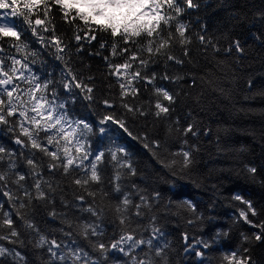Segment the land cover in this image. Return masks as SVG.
I'll return each instance as SVG.
<instances>
[{"label":"snow or ice","instance_id":"snow-or-ice-1","mask_svg":"<svg viewBox=\"0 0 264 264\" xmlns=\"http://www.w3.org/2000/svg\"><path fill=\"white\" fill-rule=\"evenodd\" d=\"M210 2L211 0H0V134L6 129L7 133L11 134V142L17 146L7 148L0 144V193L2 197L7 198L8 204V210H5L4 202H0V242L6 241L8 245L13 246L7 247L0 243V264H36V261L30 262L17 250L18 246H26L18 223L29 230V235L35 233L37 238L29 240L28 243L33 249L39 250L36 255L40 264H97L89 251L81 245L78 237L86 241L92 251L99 253L105 261L110 253H117L115 264H172L169 244L160 242L165 232L155 226V217H152L151 235L147 239L143 238V234L137 235L139 220L145 215L141 209H150V200L140 194L134 182L131 183L133 192L122 188L119 183L120 171H117L113 178L115 181L113 191L119 194L116 197L118 203L114 209H109L115 213L120 235L118 238L113 236L110 243L93 239L105 235L101 228L105 208L95 202L97 194L90 190L93 184L101 183L99 164L104 161L105 152L93 150L91 146L89 137L96 125L85 118L73 117L69 105L78 103L81 98L91 105L95 100L92 95L94 88L82 78H78L70 66V61L64 60L68 46L55 34L52 12L55 6L62 13L63 20L76 27L77 42L81 40L79 32L82 30L80 25L76 24L77 20L89 30L85 35L95 31L110 34L113 38L110 55L126 57L123 63L116 64L111 62L109 56L103 57L112 70L110 75L124 77L122 81H118L121 106L133 115L141 117L148 115L143 108L124 102V97L129 94L133 96L138 94L139 89L134 87V82L143 80L153 86L157 97H162L168 102L164 105L160 99L155 101L154 115L160 118L175 111L171 106L177 102L181 92L173 93L163 86H156L154 81L157 74L153 72L151 76H147L139 69H146L151 64L158 63V58L165 60L166 68L169 67L167 62L183 66L185 61L174 55L172 49L178 44L183 50L184 57H188L187 45L191 43V37L188 35L189 25L181 22L179 18L187 9H200L201 3L207 8ZM40 12L43 13V18L37 14ZM231 19L235 20L236 15L233 14ZM258 19L264 23V12L258 13ZM206 29L207 25L202 24L201 32L198 34L200 43L205 48L211 46L214 52H219L218 44L204 34ZM29 31L41 49L54 48L55 59L63 62L59 82L52 79L54 76L52 72L40 74L33 70L32 66L37 62L36 58L40 52L30 49L29 42L24 39ZM49 31L52 35L50 39H46L43 33ZM253 35L257 41L262 40L260 35L255 33ZM4 38H9L8 49L3 47ZM90 38L96 39V36L92 34ZM108 47L107 42L100 43V49ZM12 49L14 53L5 55ZM233 49L242 55L245 52L239 39H232L224 51L230 54ZM81 50L80 47L76 49L77 53ZM95 55L101 53L98 51ZM134 64L139 65L137 70L129 71ZM189 77L191 83L188 87H192L195 84V76L189 74ZM92 79L88 77L89 81ZM160 79L179 84L185 80V76L179 73L170 76L166 71ZM58 83L62 85L65 98L56 90ZM246 84L247 89L251 91L254 80L250 78ZM257 95L264 96V90L257 92ZM102 103L106 110L114 107L108 99H104ZM109 124L132 136L125 121L117 119L114 113L108 111L98 120L100 136L109 130L107 127ZM174 124L175 131L185 137L188 134L193 137L199 135V129L193 123L183 127L177 117ZM172 131L173 127L169 126V134ZM209 132L210 129H205L204 135H208ZM132 138L138 139L135 136ZM187 144V139H184L180 151L169 153L172 157H182L179 162L176 159L171 161L161 159L157 150L164 145L159 140L146 142L144 147L173 175H183L194 163L192 152L197 150L195 145L191 150H185L183 146ZM108 152L118 169L127 170V174L132 177L137 175L130 160L124 158L127 156L125 148L117 146L115 150L109 149ZM177 163L179 172L176 168ZM22 164L27 171L22 170ZM245 168L253 177L258 173L255 166L245 165ZM45 169L49 177H55L57 174L65 178L71 177L69 186L74 185L79 189L75 192L73 201L70 202L66 198L65 189L59 182L45 178ZM260 183L264 184V177H261ZM134 194L139 195V203H134ZM102 195L107 197L108 193ZM57 197L65 209L89 213L98 222L74 224L69 218V211L56 210ZM88 197L92 198L91 202H88ZM159 197V192H153L152 199ZM233 199L246 205V208L239 211L238 219L260 229L251 237L242 234L244 241L253 238L255 241L264 240V221L257 224L249 218V213L256 217L260 215V211L240 194H235ZM184 204L192 213L196 212V206L191 201L186 200ZM41 208L51 220L60 221L61 226L55 229L61 234L59 239L55 235L49 238L42 233L31 218V214ZM194 222L193 219L187 221L189 225ZM134 223L137 225L135 228L132 227ZM183 239L184 253L194 252L197 258L203 259L204 251L198 250L196 246L208 249L210 245L203 240H197L195 245L188 244L187 233L183 234ZM248 252V248L243 249V253ZM223 260L227 261V264H255L250 255H244L238 250L224 255Z\"/></svg>","mask_w":264,"mask_h":264},{"label":"trees","instance_id":"trees-1","mask_svg":"<svg viewBox=\"0 0 264 264\" xmlns=\"http://www.w3.org/2000/svg\"><path fill=\"white\" fill-rule=\"evenodd\" d=\"M260 12H264V0H211L207 8L201 3L200 9H187L180 16V21L189 25L188 35L191 37V43L187 45L189 56L184 57L183 50L178 44L172 51L174 55L185 61L183 66L167 62L169 67L166 68L165 60L158 58V63L151 64L146 69H139L147 76L155 72L156 86H163L173 93L181 92L177 102L171 106L175 111L169 116L162 115L157 118L154 115L155 101L160 99L164 105L168 102L162 97H157L153 86L146 81L134 82V87L139 89V92L135 96L129 94L124 97V102L143 108L148 115L143 117L133 115L121 106L118 81H122L124 77L110 75L112 70L103 57L109 56L113 64L123 63L126 57L110 55L113 42L111 35L100 31L85 35L89 30L77 20L76 24L82 28L79 32L81 40L77 42L76 27L66 23L59 9L53 7L55 34L68 46L64 60L70 61V66L78 78H82L94 88L92 95L95 100L91 105L82 98L78 103L69 105L73 117L85 118L96 125L89 140L93 150L99 149L105 152L104 161L99 164L101 183L93 184L90 189L97 194L95 202L105 208L101 224L105 235L93 239L110 243L113 236L118 238L120 235V226L115 213L109 210L114 209L118 203L116 197L119 194L113 191L115 186L113 178L116 172L120 171L119 183L122 188L133 192L131 183L134 182L140 194L150 200L151 208L141 209L145 215L139 220L137 235L143 234V238L147 239L151 235L152 217H155V226L165 232L160 242L169 244L172 264H227L223 256L236 250L244 255H250L255 264H264V240L255 241L253 238L244 241L242 236L244 234L251 237L260 229L253 228L238 219L239 211L246 208V205L233 199L235 194H240L245 200H250L260 211V215L252 217L249 213V218L257 224L264 221V184L260 183L261 177H264V96L257 95V92L264 90V23L258 19ZM37 14L43 18L42 12ZM233 14L236 15L235 20L231 19ZM202 24L207 25L204 34L218 44L219 52H214L211 46L205 48L200 43L198 34L201 32ZM254 33L260 35L262 40L257 41ZM92 34L96 39L90 38ZM43 35L46 39H50L52 32ZM24 39L29 42L30 49L40 52L36 58L37 62L32 66L33 70L40 74L52 72L54 73L52 79L59 82L64 65L63 62L55 59V49H41L30 31ZM232 39L241 41L245 48L243 55L236 53L234 49L230 54L224 51ZM101 42H107L109 47L100 49ZM3 47L9 48V38H4ZM78 47L82 49L79 53L76 51ZM98 51L101 55H95ZM12 53L14 49L5 55ZM89 53L93 54L89 55ZM138 67V64H134L129 71H136ZM166 71L170 76L182 74L185 80L175 84L160 79ZM189 74L195 76V84L192 87H188L191 83ZM88 77L93 79L89 81ZM250 78L254 80L251 91L247 89L246 84ZM56 90L62 98H65L61 84L56 85ZM104 99L111 101L114 107L106 110L102 103ZM106 111L114 113L117 119H123L129 132L138 139H133L122 129L117 130V126L111 124L107 125L109 130L100 136L98 120ZM177 117L183 127L193 123L199 129V135L193 137L188 134L185 137L177 133L174 124ZM169 126L173 127L171 134H169ZM205 129H210L208 135H204ZM10 137L11 134L5 129V132L0 134V144L7 148H17ZM153 139L161 141L164 145L157 151L161 159L166 161L182 160V157H172L169 153L180 151L184 139L188 141V144L183 146L185 150H191L195 145L197 150L192 152L194 163L190 170L183 175H173L158 163L152 153L144 147V143H150ZM117 146L126 149L127 156L124 158L133 164L137 171L136 176H129L127 170L118 169L111 161L108 150H115ZM245 165L257 167V175L253 177L249 174ZM21 167L22 170L27 171L23 164ZM176 168L179 172V163ZM45 178L59 182L70 202L73 201L75 192L79 191L74 185L69 186L71 177L65 178L60 174L49 177L45 169ZM153 192H159L160 197L152 199ZM102 193H108V196L104 197ZM186 200L195 204V213L187 209L184 204ZM91 201L92 198L88 197V202ZM133 201L139 203L138 194L133 195ZM0 202H4L5 210H8L7 198L2 197V193H0ZM55 207L58 212L69 211V218L74 224L98 222L89 213L77 209H65L59 197L55 201ZM77 217L80 219L77 220ZM13 218L15 219L14 214ZM31 218L49 238L52 235L58 239L61 237V234L55 231L61 226L60 221L51 220L42 208L32 213ZM188 219H193L195 222L189 225ZM18 227L26 246H18L17 250L30 262L36 261V264H40L36 255L39 250L33 249L28 243L29 240L37 238L35 233L29 235V230L19 223ZM132 227L135 228L137 225L134 223ZM184 233L188 235V244L195 245L197 240H203L210 245L208 249L196 246L198 250L204 251L203 259L197 258L194 252L184 253ZM77 239L97 264H115L117 253H110L105 261L99 253L92 251L86 241L79 237ZM0 243L13 247L6 241ZM244 248H248L249 252L243 253Z\"/></svg>","mask_w":264,"mask_h":264}]
</instances>
